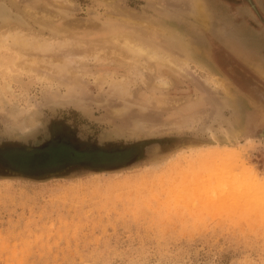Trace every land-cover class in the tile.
I'll use <instances>...</instances> for the list:
<instances>
[{
    "label": "rangeland",
    "instance_id": "374dc122",
    "mask_svg": "<svg viewBox=\"0 0 264 264\" xmlns=\"http://www.w3.org/2000/svg\"><path fill=\"white\" fill-rule=\"evenodd\" d=\"M0 1V264H264V0Z\"/></svg>",
    "mask_w": 264,
    "mask_h": 264
},
{
    "label": "bare ground",
    "instance_id": "6f19581e",
    "mask_svg": "<svg viewBox=\"0 0 264 264\" xmlns=\"http://www.w3.org/2000/svg\"><path fill=\"white\" fill-rule=\"evenodd\" d=\"M5 1V0H4ZM3 1V3H5ZM8 1L9 0H7V3H8ZM69 1V0H68ZM193 1L195 2V0H192V3H193ZM1 2V1H0ZM11 2H13L12 0H11ZM190 2H191V0H190ZM196 2H197V0H196ZM61 3H63V2H61ZM199 3V2H198ZM198 3H197V5H198ZM12 4V3H11ZM10 4V5H11ZM58 4V3H57ZM194 4V3H193ZM5 6H6V4H4ZM9 5V4H8ZM40 5V4H39ZM196 5V4H195ZM194 5V6H195ZM200 5V4H199ZM197 6V7H200V6ZM15 6V5H14ZM18 7V6H17ZM25 7V6H24ZM36 7V6H35ZM192 7V6H191ZM8 10L7 11H9V9H11V8H9L8 6L6 7ZM5 8V9H6ZM22 8V7H21ZM27 8V7H26ZM41 8V7H40ZM3 9H4V7H3ZM4 9V10H5ZM17 9V8H16ZM25 9V8H24ZM29 9H30V6H29ZM19 11H22V10H20V9H18ZM17 10V14H18V11ZM31 10V9H30ZM34 10V9H33ZM33 10H31V11H33ZM1 11V10H0ZM6 11V10H5ZM15 11V10H14ZM88 11H89V9H88ZM200 11V10H199ZM9 12H11V11H9ZM23 12V11H22ZM12 13V12H11ZM1 14V13H0ZM6 14V13H5ZM14 14H16V12H14ZM21 14V13H20ZM24 14V13H23ZM22 14V15H23ZM30 14V13H29ZM7 15V14H6ZM6 15H4V16H6ZM11 15V14H10ZM25 15H26V13H25ZM34 15H36V13L34 14ZM18 16H20L19 14H18ZM12 17V16H11ZM22 17V16H21ZM27 16H25V18H26ZM30 17V16H29ZM36 18H39V17H37V15L35 16ZM46 17V16H45ZM6 18H7V16H6ZM23 18H24V15H23ZM23 18H18V19H22L23 20ZM34 18V17H33ZM1 19H2V16H1ZM9 19H10V17H9ZM13 19V18H12ZM17 18H15V19H13V22H14V20H16ZM30 19H32V17L30 18ZM41 19V18H40ZM27 20H29V18H27ZM26 20V21H27ZM34 20V19H33ZM32 20V21H33ZM0 21H2V20H0ZM16 21H18V20H16ZM20 21V20H19ZM24 21V20H23ZM139 21V20H138ZM10 22V21H9ZM12 22V21H11ZM25 22V21H24ZM50 22V21H49ZM26 23V22H25ZM37 23V22H36ZM40 23V22H39ZM41 23H42V21H41ZM47 23V22H46ZM91 23V22H90ZM142 23V22H141ZM147 23V22H146ZM145 23V24H146ZM7 24V23H6ZM9 24V23H8ZM29 23H27V25H28ZM35 24V23H34ZM45 24V23H44ZM14 25V24H13ZM16 25H17V22H16ZM15 25V26H16ZM26 25V24H25ZM54 25V24H53ZM53 25H51V26H53ZM148 25V24H147ZM48 27H50L49 26V24H48ZM43 28V27H42ZM54 28L55 29H53V27L51 28V30L53 29V30H58L57 28H56V26H54ZM60 29V28H59ZM17 31V30H16ZM20 30H18V32L17 33H15V34H13L12 36L11 35H9V36H11V38H13L14 40H15V42L13 43V45L15 46V44H16V46L14 47L15 49H14V51H15V55L18 57V55H21V53H20V51L21 50H26L25 48H27V46H28V44H27V40H26V38H27V36H25V35H23V34H21V32H19ZM31 31V30H30ZM59 31V30H58ZM126 32V31H125ZM123 33L122 32V34H120V33H116L114 36L112 35V38L110 39V37L108 38V40L109 41H111L112 43H115V44H117L118 42H120V44H121V42L122 41H124V45L126 46V44L128 43V44H132V49L134 50V54L135 53H137V55L138 56H143V58L145 59V58H148L149 59V64L150 63H152V62H164L165 63V65H166V63L170 66V67H175V68H177L176 70H181L184 66H186V65H188L187 64V61H186V59H184V58H182L181 59V57H176L174 54H169V53H164V52H162V51H159V50H156L155 48H153V47H150L148 44H145L143 41H139V40H136L137 38L136 37H134L133 36V34H131V35H129V34H127V33ZM23 33V32H22ZM26 32H24V34H25ZM27 34V33H26ZM172 34V33H171ZM8 35V34H7ZM3 36H4V34H3ZM133 36V37H132ZM49 37V36H48ZM140 38V37H139ZM35 40H37V39H35ZM86 40V39H85ZM122 40V41H121ZM11 41V40H10ZM80 41V40H79ZM2 42V41H1ZM12 42V41H11ZM30 42V41H29ZM84 42V41H83ZM57 43V42H56ZM64 43V42H63ZM73 43H75V42H73ZM97 43V42H96ZM101 43V42H100ZM108 43V42H107ZM12 44V43H11ZM30 45H33V43H29ZM65 44V43H64ZM76 44V43H75ZM80 44V43H79ZM95 44V43H94ZM119 44V45H120ZM29 45V46H30ZM35 45V44H34ZM78 45V44H77ZM76 45V46H77ZM82 45V44H81ZM123 45V44H122ZM123 45V46H124ZM36 46H39L40 47V44L38 45V43H36ZM79 46V45H78ZM94 46V45H93ZM96 46V45H95ZM94 46V47H95ZM113 46V45H112ZM128 46H130V45H128ZM12 49H13V47L12 46H10ZM31 47H33V46H30V48ZM35 47V46H34ZM48 47V46H47ZM80 47V46H79ZM100 46H98L97 48H99ZM131 47H129V48H131ZM96 48V49H97ZM117 47L116 46H114V49H116ZM27 49H29V47L27 48ZM79 49V48H78ZM120 49V48H119ZM118 48H117V50H118V52L121 54V55H123L122 53H124L125 51H128L127 53H129L128 54V56L130 55V56H133L134 54L131 52L130 53V49L128 50V48H126V50L124 51L123 49H120L121 51L123 50V52L121 53L120 52V50H119ZM35 50V49H34ZM24 51H21V52H24ZM29 51V50H28ZM58 52V51H57ZM106 53V52H105ZM126 53V52H125ZM124 53V55H127V53L125 54ZM133 54V55H132ZM179 54V53H178ZM95 55V54H94ZM135 56V58L137 59L138 58V56ZM15 56V58H17ZM104 56V55H103ZM134 56H133V58L131 59V61H133L135 58H134ZM20 57V56H19ZM117 57V56H116ZM127 57V56H126ZM20 59V58H19ZM135 59V60H136ZM140 59V58H139ZM139 59H137L136 61H139ZM133 61V62H135L136 63V61ZM11 61H12V65H14L13 63V60L11 59ZM33 63H34V61H33ZM59 64V63H58ZM63 65V64H62ZM152 65V64H151ZM29 66L30 65H28L27 67H28V70L32 67V66H30V68H29ZM34 66V65H33ZM37 66V65H36ZM59 66V65H58ZM150 66V65H149ZM27 67L25 66V68L27 69ZM168 67V66H167ZM22 68V70L23 69H25V68H23V67H21ZM175 68H172V69H175ZM13 69V68H12ZM36 69V68H35ZM58 69V68H57ZM151 69V68H150ZM26 71V70H25ZM32 71V70H31ZM35 71V70H34ZM33 72V71H32ZM38 72V71H37ZM55 73V72H54ZM40 74V73H39ZM52 74H53V72H52ZM151 74V73H150ZM42 75V74H41ZM45 75V74H44ZM39 77H42V76H39ZM44 77V76H43ZM51 78V77H50ZM41 79H43V78H41ZM225 150H227V151H229L230 153H232V152H235L234 151V147H232L231 145L230 146H227V148L225 149ZM208 152H211V150L210 149H206L205 151H203V152H201V154L203 153H205V154H208ZM221 151H219V154L218 155H220L221 153H220ZM209 155V154H208ZM209 156H211V153H210V155ZM206 159H204L203 161H205ZM222 177V176H221ZM224 178V177H223ZM224 181V180H223ZM221 183V182H220ZM220 183H217V184H219V185H221ZM232 184H233V181L231 182ZM225 184V183H224ZM244 184V183H243ZM245 184H247V183H245ZM237 185H235V187H236ZM244 187H246L247 188V186H245V185H243ZM214 187H216V185L214 186ZM219 187V186H218ZM223 187H226L227 188V186H225V185H223ZM248 187H249V185H248ZM250 187H251V185H250ZM213 188V187H212ZM228 188H230V187H228ZM228 188H227V190H228ZM253 188V187H252ZM213 189H215V188H213ZM213 189H211V190H213ZM216 189H217V187H216ZM215 189V190H216ZM220 189V188H219ZM222 189V188H221ZM221 189H220V191H221ZM241 189V188H240ZM240 189H238L237 188V190H240ZM214 190V191H215ZM223 190V189H222ZM225 190L226 189H224L223 191L225 192ZM234 191H235V188L233 189ZM248 190V189H247ZM219 191V190H218ZM245 191H246V189H245ZM250 191V190H249ZM217 192V191H216ZM231 192V189L229 190V193ZM233 192V191H232ZM238 191H236L235 193H237ZM244 191H242V193H243ZM248 192V191H247ZM252 192H253V190H252ZM255 192V191H254ZM205 193V192H204ZM222 193V192H221ZM226 193H227V191H226ZM228 193V194H229ZM241 193V194H242ZM214 194V193H213ZM230 194H232V193H230ZM246 194V193H245ZM245 194H243V195H245ZM242 195V196H243ZM252 195V194H251ZM223 196H224V193H223ZM246 196H247V194H246ZM229 197V196H228ZM235 197V196H234ZM239 197V196H238ZM245 197V196H244ZM252 197V196H251ZM254 197H256V196H253V198ZM231 198V197H230ZM229 198V199H230ZM259 198V197H258ZM257 197L255 198V200H257L258 199ZM223 199H225V198H223ZM238 199V198H237ZM247 199V198H246ZM263 200H264V198H262ZM221 200V199H220ZM226 200V199H225ZM236 200V199H235ZM250 200V199H249ZM244 201V200H243ZM242 201V202H243ZM248 201V200H247ZM240 202V201H239ZM234 203H235V201H234ZM238 203V202H237ZM241 203V202H240ZM260 203V202H259ZM260 205V204H259ZM235 207V206H234ZM250 207V206H249ZM236 208V207H235ZM252 208V207H251ZM247 209V208H246ZM257 209V208H256ZM248 212V211H247ZM248 214V213H247ZM262 217H263V215H262ZM262 220V219H261ZM263 223V222H262Z\"/></svg>",
    "mask_w": 264,
    "mask_h": 264
},
{
    "label": "water",
    "instance_id": "95a60500",
    "mask_svg": "<svg viewBox=\"0 0 264 264\" xmlns=\"http://www.w3.org/2000/svg\"><path fill=\"white\" fill-rule=\"evenodd\" d=\"M260 68V67H259ZM256 67L254 68V71L261 76V79L264 82V69ZM247 97L250 101L251 106L253 107V111L256 114L255 118L250 119V122L248 125L251 127L255 128H261L263 132L260 133V136L263 135L264 133V90L259 93L258 98L254 96H250L247 94ZM247 125V126H248ZM249 126V127H250ZM48 143H43L40 145V147L46 146ZM47 148H44L40 151H35L31 153L34 157L37 156H45Z\"/></svg>",
    "mask_w": 264,
    "mask_h": 264
}]
</instances>
